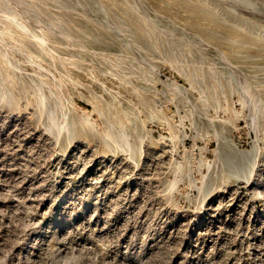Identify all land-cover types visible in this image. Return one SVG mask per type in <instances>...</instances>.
<instances>
[{"label":"rangeland","instance_id":"1","mask_svg":"<svg viewBox=\"0 0 264 264\" xmlns=\"http://www.w3.org/2000/svg\"><path fill=\"white\" fill-rule=\"evenodd\" d=\"M0 264H264V0H0Z\"/></svg>","mask_w":264,"mask_h":264},{"label":"bare ground","instance_id":"2","mask_svg":"<svg viewBox=\"0 0 264 264\" xmlns=\"http://www.w3.org/2000/svg\"><path fill=\"white\" fill-rule=\"evenodd\" d=\"M177 9V8H176ZM179 10V9H178ZM187 13V12H186ZM174 14H176V12L174 13ZM175 16V15H174Z\"/></svg>","mask_w":264,"mask_h":264}]
</instances>
